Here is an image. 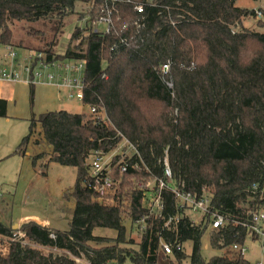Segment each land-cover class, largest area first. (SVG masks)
<instances>
[{"label": "trees", "instance_id": "1", "mask_svg": "<svg viewBox=\"0 0 264 264\" xmlns=\"http://www.w3.org/2000/svg\"><path fill=\"white\" fill-rule=\"evenodd\" d=\"M238 1L165 0L161 10L147 7L142 29L133 7L121 4L112 33L103 35L95 33L94 25L103 0H0V43L42 51L51 62H83L82 104L97 114L60 110L33 116L16 153L26 154L40 125L52 147L50 162L77 171L75 186L66 195L75 201L74 215L69 230L26 223L21 239L0 220V241L11 242L10 260L0 258V264H76L81 256L89 264H183L188 258L191 264H251L233 245L243 247L249 235L254 241L259 237L233 222L249 221L243 204L264 207V34L232 31L255 16L254 10L237 7ZM75 15L85 25L74 27L65 53H58V36ZM46 21L56 28L43 48L13 42L16 23ZM28 34L40 32L30 29ZM121 38L129 46L113 50ZM164 65H169L166 75L161 72ZM35 89L30 86L32 105ZM7 108V101L0 99V118L7 117ZM122 138L140 158L129 161L127 173H116L115 203L101 204L83 186L88 164L96 152H112ZM42 157H34L33 165ZM165 159L180 190L197 199L208 192L212 213L230 219L225 229L210 228L211 247L226 255L204 259L202 239L208 227L183 214L171 191L163 193V217L150 214L144 192L164 178ZM137 163L139 170L132 168ZM124 208L134 224L144 227L138 250L122 247L127 242ZM174 217L178 224L166 228ZM102 230L115 233L114 244H100L104 240L96 231ZM189 242L191 256L177 250ZM163 244L173 247L171 255Z\"/></svg>", "mask_w": 264, "mask_h": 264}, {"label": "rangeland", "instance_id": "2", "mask_svg": "<svg viewBox=\"0 0 264 264\" xmlns=\"http://www.w3.org/2000/svg\"><path fill=\"white\" fill-rule=\"evenodd\" d=\"M237 7L252 11L255 9V16L248 17L232 27L233 32H241L242 30L254 31L264 34V0H239ZM263 6L262 8H259ZM85 10V9H84ZM80 11V10H79ZM244 22V26H242ZM84 20H79V16L75 15L69 18L68 23L64 26V35L58 36V45L55 47L58 53H65L69 44V39L74 31V27H84ZM263 26V27H261ZM54 24L50 21L39 22L36 24L25 25L23 22L16 23L12 27L13 42L17 45L22 41L23 46L41 47L53 40ZM103 28V26H101ZM56 28V27H55ZM100 28V27H99ZM33 29L40 32L37 36H30L28 31ZM170 72V71H169ZM172 87L174 85L171 84ZM1 91L9 92L11 99L8 101L7 117L0 118V217L1 221L10 225L12 220L20 218L23 214H40L43 217H49L59 226L69 230L74 215L75 202L66 201L64 199L65 192H70L77 180V171L73 167H63L57 163H51L44 160L38 163V167L34 168L32 160L20 153H15L21 140L29 133L31 120L35 115L37 118L48 112L65 110L71 113H89V107L82 104L77 99H69L65 91H60L53 86L47 84L37 85L35 89L34 102L32 105L30 87L21 84H7L2 87ZM6 95V93H4ZM95 115H97L95 113ZM99 115L105 120L110 119L103 111H99ZM108 121V122H109ZM42 132L41 126L38 125L35 136H39ZM43 146L40 150H44L47 142L43 140ZM34 145H30L27 151H31ZM27 153V152H26ZM132 155V150L125 138L112 151V154ZM90 163V161H89ZM168 163V159H167ZM42 165V166H41ZM89 165V164H88ZM35 171L45 173L43 177L37 175ZM141 185V184H138ZM176 189H179L177 183H171ZM158 184L153 182L150 189H156ZM180 190V189H179ZM68 192V193H69ZM204 197L211 199V195L206 192ZM260 195V201L262 200ZM254 199H250L253 201ZM113 204V202L111 203ZM245 209H249V215L259 209L257 205L250 206L243 204ZM126 213L123 215V223L126 226V244L122 247L138 250V243L141 236V227L139 223H133L129 217L130 211L124 208ZM192 222H198L202 228L208 227L207 233L202 239V255L206 261L216 256L226 255V251L216 250L211 247L210 239L212 230L209 227L210 218L202 216L200 213L195 214L191 210L183 211ZM21 226L13 228L15 236L21 239ZM96 235L103 238L104 244H114L116 236L114 232L108 230L96 231ZM254 237L249 235L246 239V251L244 256L251 264L258 262L264 263V245L262 240H253ZM134 241V244H131ZM27 244V242H25ZM1 245V244H0ZM184 253L191 256L193 248L192 243H186L182 246ZM235 250V248L233 247ZM76 264H89L85 256L75 259ZM117 264V262L109 263ZM183 264H191L188 258Z\"/></svg>", "mask_w": 264, "mask_h": 264}, {"label": "built area", "instance_id": "3", "mask_svg": "<svg viewBox=\"0 0 264 264\" xmlns=\"http://www.w3.org/2000/svg\"><path fill=\"white\" fill-rule=\"evenodd\" d=\"M103 8L100 18L94 23L97 25L95 33H102L103 35H110L114 29L113 16L117 12V7L121 4L133 7L134 12L139 16L136 25L142 29L147 24V7L161 10L164 8L163 2L165 0H103ZM161 13V12H160ZM103 26V28L101 27ZM100 27V28H99ZM128 47L129 40L121 38L118 44L113 46V50L120 47ZM85 70L86 66L83 62L74 61H49L45 53L38 50H27L23 48H16L11 45L0 43V86L2 84H17L23 83L28 86H37L47 84L55 87L60 91H65L69 99H77L83 101V92L85 88ZM161 72L166 75L169 73V65H164ZM170 87L171 84H169ZM92 114L96 113L95 108H90ZM127 143H129L127 141ZM132 155L116 154L110 152L104 154L96 152L90 160L88 165V173L84 181V187L91 190L94 198L101 204L115 203L113 196L116 195L119 188V180L116 178V173H127L130 162L139 153L136 148L130 144ZM115 151V149H114ZM164 178L158 182L156 189H150L144 192V200L149 209L150 214L155 217H163L165 203L163 200L164 190L171 191L175 195L178 202V209L180 211L191 210L195 214L209 217L210 228L212 230H222L229 226L230 219L226 216L212 213L211 199L203 197L197 199L189 192L176 189L171 183H174L172 171L165 159ZM133 169L139 170V164L132 166ZM258 187L254 186V190ZM262 195V194H261ZM263 197V195H262ZM259 209L253 211L249 215V221L239 222L235 220L233 223L241 225L246 228L248 232L256 234L259 240L263 241L264 245V207L257 206ZM179 218H170L166 223V228L170 229L172 223L178 224ZM198 225V222H193ZM50 237L55 239L54 234ZM0 258L10 260V245L11 242H0ZM236 251H240L243 255L246 251L245 246L233 245ZM165 252L169 255L173 253V247L169 244H163ZM182 246L178 245L177 250L182 251ZM256 264H264L258 262Z\"/></svg>", "mask_w": 264, "mask_h": 264}, {"label": "crops", "instance_id": "4", "mask_svg": "<svg viewBox=\"0 0 264 264\" xmlns=\"http://www.w3.org/2000/svg\"><path fill=\"white\" fill-rule=\"evenodd\" d=\"M259 8H262L263 9V6H260ZM256 9V8H255ZM255 9H252V10H255ZM243 27L244 26V22L242 24ZM263 27V26H261ZM8 84V83H7ZM7 84H2L0 86V99H3V100H9L11 99V97L16 93H14V91H1L2 90V87H4L5 85ZM19 84V83H17ZM21 85H26V84H23V83H20ZM28 86V85H26ZM30 87V86H29ZM37 87V86H35ZM9 92L13 93L12 96H10ZM4 93H6V95H4ZM7 105H8V101H7ZM8 110V108H7ZM37 129V128H36ZM23 140V139H22ZM21 140V141H22ZM43 140H45L43 138V135H42V132L39 134V136H34L31 140V143L29 144L30 145H34V148L31 150V151H27L26 150V156L27 158H29L30 160H32V165H33V158L38 156V155H41L43 154L44 157H42L41 159H39L36 163V166L33 165L34 168H37L38 167V163H40L41 161H44V160H49L50 161V158H49V155L52 153V147L47 143L46 147H44V150H40V147H42L43 145ZM21 143V142H20ZM19 147V145H18ZM17 147V149H18ZM28 148V147H27ZM17 149L15 150V153L17 151ZM20 153V152H19ZM21 154V153H20ZM23 155V156H25ZM53 163V162H51ZM42 166V165H41ZM35 173L41 177H43V175H46L45 173H42V172H39V171H35ZM69 192V191H68ZM68 192H65L64 194V199L66 201H72L73 199L70 198V199H67L66 198V195L68 194ZM74 201V200H73ZM75 202V201H74ZM0 220H1V217H0ZM29 222H36L44 227H48V228H51V229H56V230H67V229H64V227L62 226H59L54 220H52L51 218L49 217H43L41 216L40 214H23L20 218L18 219H15V220H12L11 221V224L8 225V224H5L7 225L8 227L10 228H16V227H19L21 225H24L26 223H29ZM1 242V241H0ZM8 242V241H6Z\"/></svg>", "mask_w": 264, "mask_h": 264}]
</instances>
